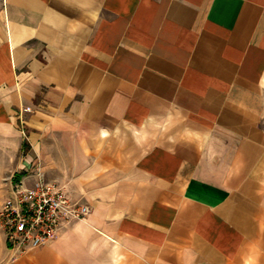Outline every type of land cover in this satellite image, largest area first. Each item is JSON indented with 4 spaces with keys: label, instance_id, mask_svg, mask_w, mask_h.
Returning a JSON list of instances; mask_svg holds the SVG:
<instances>
[{
    "label": "crops",
    "instance_id": "1",
    "mask_svg": "<svg viewBox=\"0 0 264 264\" xmlns=\"http://www.w3.org/2000/svg\"><path fill=\"white\" fill-rule=\"evenodd\" d=\"M0 2L14 180L90 208L0 264H264V0Z\"/></svg>",
    "mask_w": 264,
    "mask_h": 264
},
{
    "label": "built area",
    "instance_id": "2",
    "mask_svg": "<svg viewBox=\"0 0 264 264\" xmlns=\"http://www.w3.org/2000/svg\"><path fill=\"white\" fill-rule=\"evenodd\" d=\"M89 213L90 208L72 200L60 183L40 178L30 185L20 180L13 182L0 206V225L8 247L22 254L48 245Z\"/></svg>",
    "mask_w": 264,
    "mask_h": 264
},
{
    "label": "rangeland",
    "instance_id": "3",
    "mask_svg": "<svg viewBox=\"0 0 264 264\" xmlns=\"http://www.w3.org/2000/svg\"><path fill=\"white\" fill-rule=\"evenodd\" d=\"M21 159V150L15 142H5L4 139H1L0 133V206L8 196V188L13 184V182H16L14 180L16 172H23L21 168L19 169ZM2 231L4 230L2 229Z\"/></svg>",
    "mask_w": 264,
    "mask_h": 264
},
{
    "label": "trees",
    "instance_id": "4",
    "mask_svg": "<svg viewBox=\"0 0 264 264\" xmlns=\"http://www.w3.org/2000/svg\"><path fill=\"white\" fill-rule=\"evenodd\" d=\"M19 178H20V177H18V178L16 179V182H18V181H19Z\"/></svg>",
    "mask_w": 264,
    "mask_h": 264
}]
</instances>
